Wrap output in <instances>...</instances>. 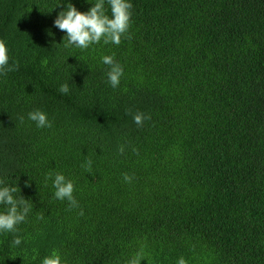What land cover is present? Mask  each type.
<instances>
[{
    "label": "trees",
    "instance_id": "1",
    "mask_svg": "<svg viewBox=\"0 0 264 264\" xmlns=\"http://www.w3.org/2000/svg\"><path fill=\"white\" fill-rule=\"evenodd\" d=\"M128 2L119 45L80 49L54 21L95 0H0L15 65L0 73V187L32 205L0 231V264L53 251L62 264H264V0ZM105 55L123 67L116 88ZM37 109L51 128L28 119ZM136 112L151 118L137 126ZM56 173L78 207L55 198Z\"/></svg>",
    "mask_w": 264,
    "mask_h": 264
},
{
    "label": "clouds",
    "instance_id": "2",
    "mask_svg": "<svg viewBox=\"0 0 264 264\" xmlns=\"http://www.w3.org/2000/svg\"><path fill=\"white\" fill-rule=\"evenodd\" d=\"M111 9V18L105 14V0H95L92 6L86 13L77 11V9L69 3L66 10L61 11L54 21L56 27L66 32L67 42L65 47L75 45L80 49H87L91 44L99 43L101 39L105 44L111 42L115 45L121 43V37L128 32L130 26V9L132 4L128 0H107ZM129 38L130 36H126ZM8 49L3 40H0V73L14 70L15 65H8ZM103 64L109 66L107 72L108 82L113 88L119 85L120 77L123 75V67L119 62H116L111 55L102 57ZM59 91L62 94L69 92L67 83L61 84ZM150 115L142 112H136L133 115V120L137 126H142L145 120L150 119ZM28 119L34 121L38 128H51L52 122L48 120L46 113L37 109L28 113ZM21 123L24 122V117L20 116ZM135 151V149H133ZM119 151L123 153L124 148L120 146ZM92 161L89 159L82 167L85 171L91 173ZM47 179V177H46ZM123 179L126 183H130L132 176L127 173L123 174ZM5 182L0 180V184ZM55 189L54 196L58 200H67L69 208L78 207V203L73 196L74 184L71 180H67L61 173H56L52 181ZM19 191L18 186H3L0 187V204L6 205V210L0 213V231L16 232L17 225L26 220L27 214L32 210V205L27 203L22 196L16 198L15 194ZM80 215H83L81 210ZM41 214L38 219H42ZM13 246L21 244V238L16 236L12 241ZM41 264H62L60 255L53 251L45 256ZM129 264H137L133 259ZM178 264H185L181 258Z\"/></svg>",
    "mask_w": 264,
    "mask_h": 264
}]
</instances>
